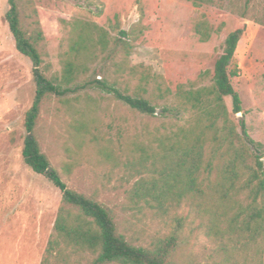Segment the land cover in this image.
Returning <instances> with one entry per match:
<instances>
[{
    "label": "trees",
    "instance_id": "16d2710c",
    "mask_svg": "<svg viewBox=\"0 0 264 264\" xmlns=\"http://www.w3.org/2000/svg\"><path fill=\"white\" fill-rule=\"evenodd\" d=\"M93 8L102 14L100 0H63ZM195 8L203 5L230 9L242 19L264 26V0H188ZM32 0L26 4L29 5ZM140 4L141 1L138 0ZM101 8H100V7ZM17 51L33 67L35 97L25 116L26 138L22 157L27 166L44 176L62 194L61 206L41 264H197L191 252L200 235L214 248L210 264H264V144L253 140L244 117L238 126L232 121L225 98L232 100V114L243 112L242 101L232 79L231 68L246 26H239L225 39L215 63L212 84L196 90L180 85L174 108H162V115H188L182 125L161 132L144 131L140 137L121 134L116 145L102 149L106 159L122 164L134 180L126 191L127 210L143 219L170 222V232L151 244L135 246L118 232L111 210L92 198L68 188L61 175L42 152L36 136L44 102L49 97L64 98L70 93L95 88L112 95L133 112L155 116L158 107L141 95H130L105 79L86 78L90 64L103 55L104 64L113 62L117 72L138 77L146 87L154 82L158 98L171 90L144 66H130L132 33L121 30L113 38L99 25L81 19L65 22L70 26L67 58L57 73L45 64L40 45L43 33L23 27L18 0H9L5 16ZM64 22V21H63ZM202 18L194 33L202 43L221 32ZM123 54L124 59L114 62ZM146 91V89H143ZM79 131L88 135L86 124ZM129 139L128 143L126 140ZM95 141H97L95 139ZM112 143V142H111ZM73 166H67V172ZM187 208L186 216L179 210Z\"/></svg>",
    "mask_w": 264,
    "mask_h": 264
},
{
    "label": "rangeland",
    "instance_id": "374dc122",
    "mask_svg": "<svg viewBox=\"0 0 264 264\" xmlns=\"http://www.w3.org/2000/svg\"><path fill=\"white\" fill-rule=\"evenodd\" d=\"M28 1L18 0L23 27L29 32L36 28L42 31L40 48L51 72L64 67L70 33L65 22L77 18L103 27L113 38L121 30L132 33L130 66L149 68L172 92L158 98L154 82L141 87L145 83L138 77L117 72L113 62L104 64L100 54L90 64L89 73L76 82L105 79L130 95L151 100L158 107L157 114L133 112L112 95L87 88L61 99L47 98L36 129L42 152L68 188L111 210L118 232L135 246L147 247L169 233L170 222L149 216L143 219L127 210L126 191L135 179L129 178L122 164L100 152L114 143L120 154L117 142L122 133L125 138H134L146 130L164 133L171 126L184 124L188 115H162V108L176 106L180 85L196 90L212 84L226 37L243 25L246 31L231 66L238 71L232 84L240 95L243 112L233 115L231 98H225V103L232 121L238 126L244 117L251 138L264 144V26L242 19L228 8H195L188 0H140V4L138 0H100L102 14L69 1L32 0L27 5ZM261 5L264 13V3ZM8 10L9 0H0V264H41L54 233L62 194L48 179L34 173L22 157L25 116L34 101L35 84L32 64L17 51L10 33L5 19ZM202 18L214 29L223 24L221 32L205 43L193 30ZM123 59L119 54L114 62ZM84 124L88 135L79 131ZM68 165L73 166L70 172ZM178 213L186 216L188 209ZM213 248L212 242L200 235L191 249L197 264H210Z\"/></svg>",
    "mask_w": 264,
    "mask_h": 264
}]
</instances>
